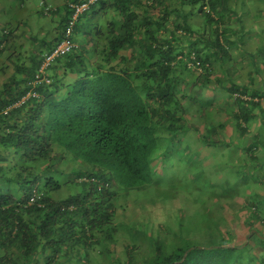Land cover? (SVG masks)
Returning a JSON list of instances; mask_svg holds the SVG:
<instances>
[{"label":"trees","instance_id":"1","mask_svg":"<svg viewBox=\"0 0 264 264\" xmlns=\"http://www.w3.org/2000/svg\"><path fill=\"white\" fill-rule=\"evenodd\" d=\"M7 1L0 18L27 0H9V8ZM79 1L56 6L44 0L39 14L59 19L58 33L51 38L54 31L46 29L42 38H29V66L17 44L16 18L0 20V58L15 59L16 68L0 88V264H83L97 250H109L115 264H238L240 248L264 219L249 199L255 181L250 171L262 151L247 143L264 128V71L257 53L247 65V55L234 57L245 31L227 21L236 5L100 0L75 27L78 48L56 59L32 88L44 55L63 40L73 14L69 4ZM193 17L203 20L201 28L190 23ZM241 64L253 76L239 82ZM31 89L38 98L3 114ZM220 159L227 160L221 169ZM209 167L229 173L209 186L211 200L220 186L245 189L239 208L230 202L234 195L215 200L216 235L198 231L194 245L176 235L172 246L161 233L164 223L169 232L167 218L149 215L145 233L125 230L131 240L149 243L148 253L137 241L115 253L113 221L123 192L167 194L180 209L187 196L176 183L206 180ZM151 218L157 225L150 227ZM207 234L214 244L201 248Z\"/></svg>","mask_w":264,"mask_h":264},{"label":"rangeland","instance_id":"2","mask_svg":"<svg viewBox=\"0 0 264 264\" xmlns=\"http://www.w3.org/2000/svg\"><path fill=\"white\" fill-rule=\"evenodd\" d=\"M49 1L52 2L53 5L60 6L63 3H68L70 0ZM1 2L2 0L0 1V4ZM37 2L40 1L27 0L24 4H20V10L19 7H17L18 9L15 7L13 14L7 13L3 15L2 18H0L1 21L7 22L9 21L8 19L13 18V15L16 16V20L19 23V37H17V44L19 43L24 46V55L26 58L24 65L27 64L28 66L31 64L28 62L29 57L27 53L33 49L29 38L38 33L39 38H42L46 33V29H51V31H54L51 35V38L54 36V34L58 33V30L56 29L59 19H53L51 16H47L46 18L41 17L39 14L40 5ZM7 3L10 4L11 1L8 0L6 4ZM228 3L229 6H232L230 4L236 5L235 11H238L236 12V15H227V21L229 22L230 26L232 28H241V26L244 25L245 27V31L242 35L244 40L240 38L242 41L237 42L239 44L236 47H233V51L235 52L234 57H237L238 59L242 55H247V58H245L246 63H244L247 65L249 62L255 59V54L257 53L256 65L259 69L264 71V0H228ZM9 4L6 5L7 8H9ZM237 17H239L240 23H238ZM24 23L26 24L23 25ZM190 23L194 26H197L198 28H201L203 20L199 17H193L190 19ZM1 25L2 23H0V26ZM234 41L236 40L234 39ZM37 50L38 49H36V51ZM9 55H11V53ZM11 59L15 60L13 58ZM11 59L9 60L8 56H3L0 58V88H2L3 83H5L14 72H16L15 64L11 61ZM241 66H243V64L238 65L239 70L235 71V75L237 76V80L239 82L248 80L249 77L253 76L251 67L246 69ZM262 76L264 77V73H262ZM257 80H263V78L257 77ZM257 134L260 135L258 138L251 137L247 141L248 144L252 142L255 143L256 146L262 151V154H260V152L258 153L260 154L258 156L260 160L257 162L255 161L256 167L250 171L253 178H255V181H253L254 188H252V193L249 195V199L254 205L257 206L258 212L261 213V216L264 218V128H262ZM235 156H242V153H237ZM247 160L252 161L249 158ZM226 162L227 160L221 162L220 159L219 162H217V167L221 169L224 164H226ZM217 167H209L205 177L206 180H200L197 183L194 182V180L191 182L184 181V183H186L183 184L184 186L176 183L175 190H179L183 192L185 196H187L186 204H182L180 209L178 208L180 206L179 203L169 199L167 194L162 193L157 195L152 193L150 195L146 192L138 191H130L131 193L126 194L127 192H123V195H121L118 200L117 213L119 215L113 221V226L117 229V233L115 235V239L117 240L115 243L117 250L115 253L117 254L121 249H123V244H133L135 241H137L139 244L140 252L148 253L150 248L149 243L142 242L139 239L131 240L129 237L130 234L125 232V230L127 231V229H129L130 231H139L145 233L147 231L146 223L148 222L146 217L149 215H151L154 220L160 219L162 222V218H167L169 232L167 233L168 228L164 223V225H162L163 228L161 233L162 237L167 239V243H170L172 246L177 245L176 238L174 237L176 235H184L188 237V241L191 242V245L195 244L192 243L194 242L193 234H199L198 231H203L205 228L212 229L211 232L216 235V218L211 214V212L214 213L217 210L216 203L218 201L215 200L219 199L221 196L234 195V198L231 199L230 202L232 204L234 203V206L239 208L243 203V197H245L243 195L245 193V189L243 192H241L242 188L238 189L236 187L234 188L235 191L232 192L231 190L225 191V189L220 186L218 190L214 191L218 193V196H214V200H211V198H213L211 197L213 189H209V186H211L213 183L214 186L220 185L227 179L226 174H229L228 172H220ZM245 168L246 170H250L248 167ZM254 172H256V175ZM170 181L171 180L166 179L165 182ZM200 186L204 188V190H199ZM183 187L186 188L182 190ZM239 194H242V196ZM153 197L155 198L154 200L151 199ZM152 200L153 205L150 204ZM160 203L161 205L167 206V209L165 210L164 208L162 210L159 208ZM151 206L154 208L156 207V209L150 208ZM209 218L212 225H207L209 224ZM154 220L151 218L150 227L157 225V222ZM208 226L214 227L216 229L210 228ZM254 231L255 233L253 234L252 232L248 237L249 242L239 250L240 254L238 255V264H264V219L262 220V223H259L258 228L254 229ZM209 238H211V236L207 234V236L204 238V241L200 243L201 248L208 249L210 245L214 244L209 242ZM180 239L182 242L180 246L185 247L187 243L183 242V237H180ZM218 242L215 244L221 243ZM214 246L218 247L219 245ZM99 251L100 250L89 251V260H85V262L83 261V264H115L113 255H110L109 250H106L107 254H102ZM122 259H125V256ZM60 260H62L63 264H78L75 259L72 261H69L68 259Z\"/></svg>","mask_w":264,"mask_h":264},{"label":"built area","instance_id":"3","mask_svg":"<svg viewBox=\"0 0 264 264\" xmlns=\"http://www.w3.org/2000/svg\"><path fill=\"white\" fill-rule=\"evenodd\" d=\"M40 4L44 6V0H40ZM99 0H81L73 5H71L74 10V14L72 19L69 22V25L66 29L64 39L55 47V49L45 56L44 63L40 67L39 74L36 75V79L30 84L32 88L36 87L42 81L41 75L45 76L46 69L58 58H61L65 55H68L73 52L77 48V45L72 40L74 33V26L78 22L80 16H82L85 12L89 11ZM48 12V8L45 10ZM38 94H36L32 89L19 101L14 103L12 106L6 108L4 110V115L9 114L13 109H17L28 102L31 98H38Z\"/></svg>","mask_w":264,"mask_h":264},{"label":"clouds","instance_id":"4","mask_svg":"<svg viewBox=\"0 0 264 264\" xmlns=\"http://www.w3.org/2000/svg\"><path fill=\"white\" fill-rule=\"evenodd\" d=\"M39 1H40V0H39ZM99 1H100V0H99ZM99 1H98V2H99ZM40 2H41V1H40ZM40 2H39V3H40ZM98 2H97V3H98ZM97 3H96V4H97ZM73 4H75V3L69 4V5H70V8H71V10L73 11V14H74V10H73L72 7H71V5H73ZM39 5H40V7H42L41 4H39ZM87 12H88V11H87ZM44 13H45V11H44ZM85 13H86V12H85ZM73 14H72V16H73ZM45 15L49 16L48 14H45ZM49 17H50V16H49ZM80 17H81V16H80ZM71 19H72V17H71ZM71 19H70V20H71ZM79 19H80V18H79ZM70 20H69V22H70ZM78 21H79V20H78ZM69 22H68V24H67V26H66V29H67V27H68V25H69ZM77 23H78V22H77ZM77 23H76V25H77ZM76 25L74 26V31H75V27H76ZM66 29H65V32H66ZM64 35H65V34H64ZM73 37H74V33H73ZM73 37H72V40H73ZM63 39H64V37H63ZM73 41H74V40H73ZM59 43H60V42H59ZM59 43H58V44H59ZM58 44H57V45H58ZM75 44H76V43H75ZM76 45H77V44H76ZM77 48H78V45H77ZM47 54H48V53H47ZM47 54H46V55H47ZM49 54H50V53H49ZM46 55H44V60H45V56H46ZM54 62H55V61H54ZM54 62H53V63H54ZM43 63H44V61H43ZM43 63H42V64H43ZM53 63H52V64H53ZM41 66H42V65H41ZM41 66H40V67H41ZM50 66H51V65H50ZM50 66H49V67H50ZM30 84H31V83H30ZM29 91H30V90H29ZM24 96H25V95H24ZM24 96H23V97H24ZM18 101H19V100H18ZM15 103H16V102H15ZM12 105H13V104H12ZM12 105H11V106H12ZM9 107H10V106H9ZM21 107H22V106H21ZM7 108H8V107H7ZM19 108H20V107H19ZM3 112H4V111H3ZM3 114H4V113H3Z\"/></svg>","mask_w":264,"mask_h":264},{"label":"crops","instance_id":"5","mask_svg":"<svg viewBox=\"0 0 264 264\" xmlns=\"http://www.w3.org/2000/svg\"><path fill=\"white\" fill-rule=\"evenodd\" d=\"M1 1V0H0ZM13 17H15L16 18V16L15 15H13ZM13 19V18H12ZM17 22V21H16Z\"/></svg>","mask_w":264,"mask_h":264}]
</instances>
